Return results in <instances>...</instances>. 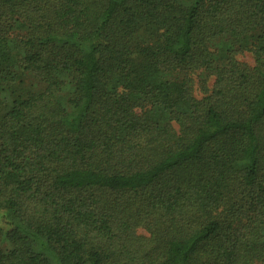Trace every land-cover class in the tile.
<instances>
[{"label": "trees", "instance_id": "obj_1", "mask_svg": "<svg viewBox=\"0 0 264 264\" xmlns=\"http://www.w3.org/2000/svg\"><path fill=\"white\" fill-rule=\"evenodd\" d=\"M0 264H264V0H0Z\"/></svg>", "mask_w": 264, "mask_h": 264}, {"label": "rangeland", "instance_id": "obj_2", "mask_svg": "<svg viewBox=\"0 0 264 264\" xmlns=\"http://www.w3.org/2000/svg\"><path fill=\"white\" fill-rule=\"evenodd\" d=\"M237 58L239 59L240 62H244V63H247L249 65H253V63H254V57H253V54L251 52H244L242 54H239V55H237ZM211 81H212V79H211ZM195 95L198 98L202 97V92L199 89H197V87L195 89ZM137 110L140 111V109H137ZM139 232L144 233L143 230H140Z\"/></svg>", "mask_w": 264, "mask_h": 264}]
</instances>
